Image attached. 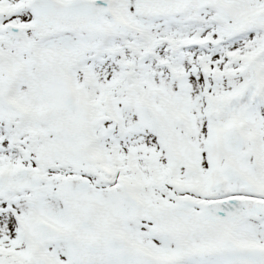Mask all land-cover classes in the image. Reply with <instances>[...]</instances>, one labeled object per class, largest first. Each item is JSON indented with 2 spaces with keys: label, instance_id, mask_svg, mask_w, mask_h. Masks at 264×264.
Instances as JSON below:
<instances>
[{
  "label": "snow or ice",
  "instance_id": "1",
  "mask_svg": "<svg viewBox=\"0 0 264 264\" xmlns=\"http://www.w3.org/2000/svg\"><path fill=\"white\" fill-rule=\"evenodd\" d=\"M0 264H264V0H0Z\"/></svg>",
  "mask_w": 264,
  "mask_h": 264
}]
</instances>
